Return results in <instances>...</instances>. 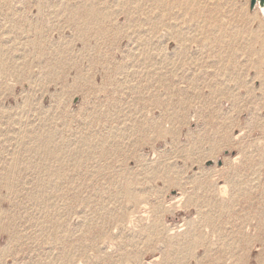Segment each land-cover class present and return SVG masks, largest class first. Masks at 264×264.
<instances>
[{
    "label": "rangeland",
    "instance_id": "1",
    "mask_svg": "<svg viewBox=\"0 0 264 264\" xmlns=\"http://www.w3.org/2000/svg\"><path fill=\"white\" fill-rule=\"evenodd\" d=\"M118 1L0 0V264H264V17ZM47 130L91 157L44 204Z\"/></svg>",
    "mask_w": 264,
    "mask_h": 264
},
{
    "label": "bare ground",
    "instance_id": "2",
    "mask_svg": "<svg viewBox=\"0 0 264 264\" xmlns=\"http://www.w3.org/2000/svg\"><path fill=\"white\" fill-rule=\"evenodd\" d=\"M121 1V0H120ZM118 1V2H120ZM127 1V0H126ZM142 1V0H141ZM147 1V5L149 6V10L146 14V17L143 19L145 21H148V22H152V24H158V23H161L163 24L165 20H162L164 18L161 19L162 17V14L161 12H164L165 10H168V9H171L173 7H180V8H184V9H188V10H191L192 12L195 13V16H194V20L195 21H198V17H199V13L201 12L202 15L204 13H206V11H209V9L213 10L214 7L211 8V5L210 4H213L214 1H216L214 3V5H218V4H229V5H232L234 6L235 3L233 2H230V1H225V0H204V3L201 4V2H203L202 0H146ZM107 2V1H106ZM116 2V1H115ZM124 2V0L122 1ZM134 2V1H133ZM221 2V3H220ZM126 3V2H125ZM135 3V2H134ZM143 2H141L142 4ZM119 4V3H118ZM140 4L139 2L137 3V5ZM141 4L139 6H141ZM91 6V5H90ZM136 6V5H135ZM221 6V5H220ZM124 7V6H123ZM126 7V6H125ZM142 7V6H141ZM218 7V6H217ZM71 8V7H70ZM82 8V7H81ZM138 8V7H137ZM80 9V8H78ZM174 9V8H173ZM92 11H89V18H86V21H85V24L84 25H88V24H91V23H97L99 21H104V18H105V12H99V11H96L95 9H91ZM99 10V9H98ZM139 10V9H138ZM172 10V9H171ZM210 10V11H211ZM78 11V10H77ZM113 11V10H111ZM123 11V10H122ZM137 11V10H135ZM185 11V10H184ZM189 11V12H191ZM255 13V15L260 19L264 17V8H260L258 5H256V7L254 8L253 10ZM120 12V11H119ZM118 12V14H119ZM160 12V13H159ZM191 12V13H192ZM79 13V12H78ZM194 13H192L194 15ZM88 14V13H87ZM72 15V14H71ZM85 16V15H84ZM135 16V15H134ZM139 16V15H138ZM166 16V15H165ZM256 16L255 17H251L249 18L250 21H252L253 19H256ZM178 17V16H177ZM204 17V16H203ZM142 17H140L141 19ZM201 18V17H199ZM212 18V17H211ZM239 18V17H238ZM205 19L206 16H205ZM248 19V17H247ZM245 19V20H247ZM73 20V19H72ZM138 20H139V17H138ZM142 20V19H141ZM248 20V21H249ZM125 21V20H124ZM188 21V20H187ZM213 21V20H212ZM254 21V20H253ZM252 21V22H253ZM73 22V21H72ZM142 22V21H140ZM166 22V21H165ZM201 22V21H200ZM215 22V21H214ZM213 22V23H214ZM146 23V22H145ZM257 23V22H256ZM138 24V23H137ZM136 24V25H137ZM227 24V23H226ZM139 25V24H138ZM143 25V24H142ZM150 25V23H149ZM165 25V24H164ZM213 25V24H212ZM80 27V26H79ZM86 27V26H85ZM104 27V25H103ZM138 27H141V26H138ZM147 27V26H146ZM159 27V26H158ZM169 27V26H168ZM171 28V27H170ZM169 28V29H170ZM213 28V27H212ZM215 28V27H214ZM164 29V28H163ZM142 30V28H141ZM239 30V29H238ZM149 31V30H148ZM165 31V30H164ZM171 31V29H170ZM180 31V30H179ZM203 31V30H202ZM216 31V30H215ZM173 31H171V34ZM143 33V32H142ZM149 33V32H148ZM213 29H212V34H213ZM217 33V32H216ZM140 34V33H139ZM162 34V33H161ZM175 34V32H174ZM215 34V33H214ZM96 35V34H95ZM141 35V34H140ZM197 35V34H196ZM217 35V34H216ZM223 35V34H222ZM146 36V35H145ZM175 36V35H173ZM176 36H177V32H176ZM175 36V37H176ZM184 36V35H182ZM37 37V36H36ZM152 37V36H151ZM187 37V36H186ZM221 37V36H220ZM144 38V37H143ZM181 38V37H179ZM185 38L182 37V39ZM145 39V38H144ZM143 39V40H144ZM147 39V38H146ZM181 39V40H182ZM134 40V39H133ZM179 40V39H177ZM180 40V41H181ZM184 40V39H183ZM211 40V39H210ZM213 40V39H212ZM179 41V43H181ZM185 41V40H184ZM136 42V41H135ZM142 42V40H141ZM145 42V41H144ZM143 42V43H144ZM152 42V41H151ZM142 43V44H143ZM146 43V42H145ZM144 43V44H145ZM136 44V43H135ZM146 44H149V43H146ZM145 44V45H146ZM177 44V43H176ZM187 44V43H186ZM197 45V44H196ZM148 46V45H147ZM179 46V45H178ZM185 46V45H184ZM177 47V46H176ZM182 47V46H181ZM144 48V47H143ZM161 48V47H160ZM183 49H185V47H182ZM177 49V48H176ZM175 49V50H176ZM86 50V49H85ZM180 51V50H179ZM182 51V50H181ZM111 54V53H110ZM177 54V53H176ZM124 56V55H123ZM152 56V55H151ZM181 56V55H180ZM189 57V56H188ZM148 59L152 58V57H147ZM154 58V57H153ZM164 59V58H163ZM232 60V59H231ZM81 61V60H80ZM177 61V60H176ZM173 63V62H172ZM125 67V66H124ZM156 67V66H155ZM123 69V68H122ZM163 69H159L157 71V75L159 77H165V74L168 73L167 69L164 68L165 72L162 71ZM120 71V70H119ZM153 71V70H152ZM170 71V70H169ZM147 72V71H146ZM129 73V72H128ZM222 73V72H221ZM35 76V75H34ZM148 77V76H147ZM166 79V78H165ZM154 80V79H153ZM157 80V78H156ZM160 81V80H159ZM139 82V81H138ZM156 82V81H155ZM151 83V82H150ZM173 83V82H172ZM123 87V86H122ZM157 88V87H156ZM110 90V89H109ZM162 94V93H161ZM98 111V110H97ZM41 117V116H40ZM24 121V120H23ZM24 123V122H23ZM29 131V130H28ZM27 131V133H28ZM30 132V131H29ZM32 133V132H31ZM31 139H35L36 140V143L39 142L38 146L42 145L39 147L40 149V154H43L44 155V158L42 159V161L39 163V164H43L41 165V167L39 168V170L42 172L43 171V178H40L39 181L40 183L38 184L40 186V189L39 190V198L42 200V203L44 202V204H46L48 201V199L50 198V193L52 192H56V189H52V188H55L54 185L57 184L58 182V179H62V178H65L64 177V174H63V169L65 168L66 165H77V164H81L82 163V158H89L91 157V153L89 152V147L86 145L87 142H86V139L83 137L82 140L80 141V146L77 148V147H70V145H67L65 143H60L58 142V137L56 135V133L53 131H50V130H47L45 133H35V134H32L31 136ZM38 141V142H37ZM66 141V140H65ZM97 144V143H96ZM92 152V151H91ZM94 154V152H93ZM238 156H235L234 158H237ZM87 158L85 159V161L87 160ZM45 159V161H43ZM30 165L32 164L31 161L28 162ZM38 165V164H37ZM40 166V165H39ZM51 166V167H49ZM35 168V167H34ZM82 170V169H81ZM58 186V185H57ZM56 186V187H57ZM222 188V187H221ZM220 188V190H221ZM223 189V188H222ZM60 190V189H59ZM58 190V191H59ZM121 190V189H120ZM119 191V190H118ZM226 191V190H225ZM121 192V191H120ZM42 193V194H41ZM60 194V193H59ZM115 194V193H114ZM118 194V193H117ZM122 195L121 196H124V198L126 199V201L128 202H134L136 200V194L133 192V190L130 188V186H125L123 189H122ZM37 195V194H36ZM120 196V193L119 195ZM117 196V197H118ZM116 198V197H115ZM176 198V197H175ZM174 198V199H175ZM37 199V198H36ZM75 199V198H74ZM125 203V202H124ZM123 204V203H122ZM47 210H55V208L53 206H49L48 208H46ZM51 213V212H50ZM55 213V212H54ZM60 213V212H59ZM86 213V212H85ZM48 214V212H47ZM51 215V214H50ZM53 215V214H52ZM56 215V214H55ZM71 215V214H70ZM112 216V215H109V217ZM138 216V215H137ZM153 216L155 215H152V226L155 225V219L153 218ZM159 216V215H158ZM102 217V216H101ZM113 217V216H112ZM123 217V216H122ZM116 222L118 224H120V226L125 228L126 226V223L125 221L122 220V218H120L119 216H114L113 217ZM144 218V217H143ZM157 218V217H156ZM137 219V217H136ZM141 216L138 217V220L136 221H139L141 220ZM207 220V219H206ZM89 222V221H88ZM140 222V221H139ZM151 222V220H150ZM52 223V222H51ZM85 224V223H84ZM128 224V223H127ZM30 225V224H29ZM90 225V224H89ZM144 225V224H143ZM247 225V224H246ZM59 226V225H58ZM98 226V225H97ZM92 227V226H91ZM148 227V226H147ZM159 228V227H158ZM152 229V228H150ZM154 229V228H153ZM247 229V228H245ZM235 233V232H234ZM42 234V233H41ZM246 234V233H245ZM39 235V234H38ZM247 236V235H246ZM58 239V238H57ZM56 240V239H55ZM100 246V245H99ZM72 253V252H71ZM110 260V259H109ZM129 260V258L127 259ZM134 256H132V260L131 261H134ZM67 261V260H66ZM97 261V260H96ZM138 263V262H137ZM136 264V263H135Z\"/></svg>",
    "mask_w": 264,
    "mask_h": 264
},
{
    "label": "water",
    "instance_id": "3",
    "mask_svg": "<svg viewBox=\"0 0 264 264\" xmlns=\"http://www.w3.org/2000/svg\"><path fill=\"white\" fill-rule=\"evenodd\" d=\"M256 5H258L260 8H264V0H250L249 1V7H250V9L251 10H253L255 7H256ZM77 99H75V101H76ZM214 163V161L213 160H209V161H206V165H211V164H213ZM217 164L218 165H220L221 164V161L220 160H218L217 161Z\"/></svg>",
    "mask_w": 264,
    "mask_h": 264
}]
</instances>
